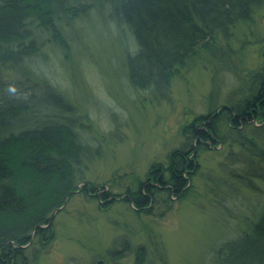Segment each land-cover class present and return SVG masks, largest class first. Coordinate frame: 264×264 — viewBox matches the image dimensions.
<instances>
[{
	"label": "trees",
	"instance_id": "16d2710c",
	"mask_svg": "<svg viewBox=\"0 0 264 264\" xmlns=\"http://www.w3.org/2000/svg\"><path fill=\"white\" fill-rule=\"evenodd\" d=\"M263 7L264 0H0V264L30 263L27 251L36 238H52L53 218L101 155L86 117L46 78L51 50L68 46L64 31L84 16L98 18L124 46L131 87L161 103L171 101L179 67L190 68L203 52L216 53L219 42L232 41L237 27L253 22ZM247 85L236 103L186 124L167 163L153 166L155 182L138 181L124 197L150 214L159 202L186 195L199 152L210 143L238 144L240 157L232 153L224 174L234 178L226 187L244 228L214 241L202 264H264V66L250 72ZM85 184L79 193L91 194ZM241 188L258 199L242 196ZM227 196L216 206L233 217L226 214L232 212ZM148 254L139 247L135 264H146ZM157 256L168 264L160 248Z\"/></svg>",
	"mask_w": 264,
	"mask_h": 264
},
{
	"label": "rangeland",
	"instance_id": "374dc122",
	"mask_svg": "<svg viewBox=\"0 0 264 264\" xmlns=\"http://www.w3.org/2000/svg\"><path fill=\"white\" fill-rule=\"evenodd\" d=\"M103 25L93 16L80 18L64 31L68 46L51 50L45 63L46 78L86 117L101 155L79 184V192L85 183L94 191L78 192L55 215L52 238L46 243L35 239L27 251L29 264H135L142 246L149 253L146 264H161L159 248L168 264H202L214 241L232 228H244L237 199L226 187L234 178L224 174L232 153L240 157L238 144L210 143L199 152L188 192L169 207L159 202L144 214L124 197L138 181L155 182L153 166L167 163L184 140L186 124L246 95L250 72L264 66V7L253 22L237 27L232 41L219 42L216 53L203 52L190 68L179 67L171 80L172 99L161 103L131 87L124 46ZM105 191L111 193L108 199L97 198ZM240 192L258 199L246 188ZM224 196L232 210L226 214L233 217L216 206ZM121 249L122 254H111Z\"/></svg>",
	"mask_w": 264,
	"mask_h": 264
},
{
	"label": "water",
	"instance_id": "95a60500",
	"mask_svg": "<svg viewBox=\"0 0 264 264\" xmlns=\"http://www.w3.org/2000/svg\"><path fill=\"white\" fill-rule=\"evenodd\" d=\"M99 264H101V263H99Z\"/></svg>",
	"mask_w": 264,
	"mask_h": 264
}]
</instances>
